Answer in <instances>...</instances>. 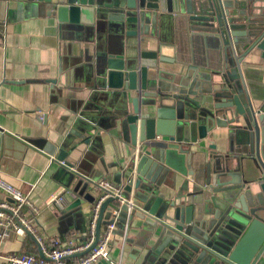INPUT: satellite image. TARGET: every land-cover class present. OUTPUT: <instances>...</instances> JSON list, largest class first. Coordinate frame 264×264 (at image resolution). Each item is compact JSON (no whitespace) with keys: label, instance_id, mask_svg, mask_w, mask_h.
<instances>
[{"label":"water","instance_id":"1","mask_svg":"<svg viewBox=\"0 0 264 264\" xmlns=\"http://www.w3.org/2000/svg\"><path fill=\"white\" fill-rule=\"evenodd\" d=\"M23 2L44 3L60 27L73 28L93 26L103 6L96 0H0V21ZM111 7L137 26L129 35L139 40L136 57L108 56L103 76L119 94L117 139L124 151L132 149L126 170L112 174L133 202L129 215L126 204L119 207V217L129 226L139 222L150 241L128 264H264V96L258 106L251 103L241 70L249 57L264 61V0H114ZM166 16L179 18L190 34L209 36L216 66L193 62L184 74L161 69L166 61L159 50L141 44ZM0 134V167L5 153H14L6 138L44 154ZM201 142L209 154L197 150ZM44 155L60 164L67 152L59 147ZM178 178L184 193L175 191ZM86 182L91 188L76 202L91 206L98 192ZM114 207L113 198L101 205L94 245L104 214Z\"/></svg>","mask_w":264,"mask_h":264},{"label":"crops","instance_id":"2","mask_svg":"<svg viewBox=\"0 0 264 264\" xmlns=\"http://www.w3.org/2000/svg\"><path fill=\"white\" fill-rule=\"evenodd\" d=\"M113 1L96 0L97 6L104 7L89 27H60L48 15L46 5L37 2L21 3L0 21V129L44 154L62 148L67 152L64 164L69 166L6 138L13 144L14 153H5L0 178L29 194L37 209V213H29L37 232L44 240L53 238L59 244L71 235L80 242L86 238L92 205L76 202L86 193V179L113 183L112 174L126 170L132 150L124 151L117 139L119 94L105 85L103 76L108 56L136 57L139 40L129 35L137 26L124 22L121 11L111 7ZM184 28L175 16L157 18L141 48L158 49V57L166 61L159 64L163 70H181L184 74L193 62L210 69L216 66L212 39L190 34ZM241 70L251 103L258 106L264 96V61L249 57ZM209 142L217 153H223L221 142L212 137ZM197 150L210 152L206 142L199 143ZM182 181L178 178L175 191L184 193ZM59 196L64 198L62 209L54 206V198ZM109 220L110 213L106 212L103 225ZM126 221L119 217L109 244L111 261L116 264H128L150 243L139 222L133 220L126 226ZM13 253L39 257L28 235H12L0 242V264Z\"/></svg>","mask_w":264,"mask_h":264},{"label":"built area","instance_id":"3","mask_svg":"<svg viewBox=\"0 0 264 264\" xmlns=\"http://www.w3.org/2000/svg\"><path fill=\"white\" fill-rule=\"evenodd\" d=\"M64 166V163H60ZM73 172L72 168H70ZM88 179V178H87ZM93 189L98 192L92 213L88 222L86 238L76 241L74 235L65 243L59 244L56 239L44 240L37 232L34 219L30 214L37 213V209L30 200L29 194L24 193L0 178V242L14 235L23 237L31 235L35 240L43 258L28 253L8 254L4 257V264H116L111 261L109 244L111 243L116 223L119 219V207L126 204L128 212L133 208L132 199L122 196V188L104 179L99 182L92 180ZM72 195L70 191H67ZM74 195H72L73 197ZM108 198L116 200L117 207L110 210V220L101 226L99 238L96 237V221L101 205ZM63 196L54 198V206L62 209ZM126 226L128 221H126Z\"/></svg>","mask_w":264,"mask_h":264},{"label":"rangeland","instance_id":"4","mask_svg":"<svg viewBox=\"0 0 264 264\" xmlns=\"http://www.w3.org/2000/svg\"><path fill=\"white\" fill-rule=\"evenodd\" d=\"M123 196H124V198H127V197H128V195L125 194V193H123ZM120 218H121V217H120ZM127 243H129V240L127 241ZM205 257H210V256H209V255H206ZM210 260H211L212 262H217L215 258H211Z\"/></svg>","mask_w":264,"mask_h":264}]
</instances>
